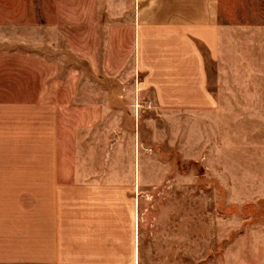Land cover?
<instances>
[{
  "label": "crops",
  "instance_id": "1",
  "mask_svg": "<svg viewBox=\"0 0 264 264\" xmlns=\"http://www.w3.org/2000/svg\"><path fill=\"white\" fill-rule=\"evenodd\" d=\"M35 1L26 23L2 0L0 25L89 24L87 0ZM101 24L131 50L130 112L0 102V264H216L187 258L199 180L151 151L226 168L223 107L264 104V0H101Z\"/></svg>",
  "mask_w": 264,
  "mask_h": 264
},
{
  "label": "rangeland",
  "instance_id": "2",
  "mask_svg": "<svg viewBox=\"0 0 264 264\" xmlns=\"http://www.w3.org/2000/svg\"><path fill=\"white\" fill-rule=\"evenodd\" d=\"M4 1L22 8L21 21H33L35 0ZM43 3L49 5L50 0ZM86 3L87 25H0V102L41 96L68 106L70 99L74 112L82 111L92 120L101 115V97L115 92L129 111L130 86L136 78L129 76L131 50L125 41L109 40L114 27L101 24V0ZM223 109L232 134L231 153L219 155L226 168L184 163L177 152L151 154L175 161L179 173L199 180L186 190L187 241L192 243L187 258L264 264V104Z\"/></svg>",
  "mask_w": 264,
  "mask_h": 264
},
{
  "label": "built area",
  "instance_id": "3",
  "mask_svg": "<svg viewBox=\"0 0 264 264\" xmlns=\"http://www.w3.org/2000/svg\"><path fill=\"white\" fill-rule=\"evenodd\" d=\"M150 104V103H149Z\"/></svg>",
  "mask_w": 264,
  "mask_h": 264
}]
</instances>
